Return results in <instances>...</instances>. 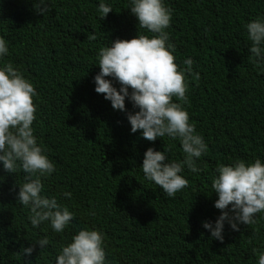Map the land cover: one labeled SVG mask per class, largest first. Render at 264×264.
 Wrapping results in <instances>:
<instances>
[{
	"label": "trees",
	"instance_id": "1",
	"mask_svg": "<svg viewBox=\"0 0 264 264\" xmlns=\"http://www.w3.org/2000/svg\"><path fill=\"white\" fill-rule=\"evenodd\" d=\"M99 2L50 0L51 11L40 15L34 0H0V35L9 42L3 62L39 93L34 134L56 167L42 179L45 192L76 213L63 233L46 223L33 228L16 200L25 174L0 169V264H55L61 245L84 227L103 231L109 264H257L264 213L239 231L226 224L223 242L211 238L202 221L220 215L211 187L220 164L264 160V73L250 59L244 27L264 16V0H165L175 62L183 67L192 58L200 74L199 80L187 76L184 107L208 145L197 161L201 171L185 168L189 184L175 198L146 181L140 166L149 147L165 146L170 159L182 160L179 141L131 133L126 112L94 90L100 49L144 32L128 0H105L113 11L102 20ZM125 105L138 111L127 99ZM44 236L50 240L45 249L36 245L31 256L22 255Z\"/></svg>",
	"mask_w": 264,
	"mask_h": 264
},
{
	"label": "clouds",
	"instance_id": "2",
	"mask_svg": "<svg viewBox=\"0 0 264 264\" xmlns=\"http://www.w3.org/2000/svg\"><path fill=\"white\" fill-rule=\"evenodd\" d=\"M34 5L40 15L51 11L50 0H34ZM97 11L102 20L113 7L100 0ZM128 11L144 32L130 40L110 41V45L100 49L97 62L100 71L94 77V90L104 94L114 110L126 112L131 133L139 130L142 138L152 142L165 137L179 141L184 154L182 160L170 159L165 146L163 151L149 147L140 166L146 181L158 186L167 197L175 198L188 187L189 181L183 175L185 168L199 173L197 161L208 152L203 135L190 123L184 107L188 102L187 76L199 80L200 74L193 71L192 58L185 59L183 67L175 62V46L166 31L172 9L166 6L165 0H128ZM244 27L250 42V59L254 67L264 73V16ZM8 54L9 42L0 35V169L8 175L20 171L25 174L16 200L29 211L31 226L39 228L46 223L54 233H63L76 213L56 196L45 192L42 179L50 177L56 167L34 134L33 124L37 119L34 101L39 93L32 81L12 63L3 62ZM174 98L180 102H174ZM126 99L138 111H128ZM211 187L218 197L214 207L220 215L215 221H202V227L210 232L211 238L223 242L226 224L239 231L241 224L254 225L257 214L264 213V160L239 159L231 164H220L215 169ZM71 195L63 193L68 198ZM104 240L102 230L81 228L69 242L61 245L55 264H109ZM49 244V238L44 236L24 247L22 255L31 256L36 245L42 251ZM255 251L257 264H264V251Z\"/></svg>",
	"mask_w": 264,
	"mask_h": 264
}]
</instances>
